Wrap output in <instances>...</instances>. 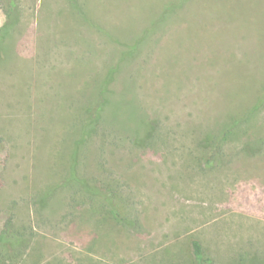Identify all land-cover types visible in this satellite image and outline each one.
<instances>
[{
    "label": "rangeland",
    "instance_id": "rangeland-1",
    "mask_svg": "<svg viewBox=\"0 0 264 264\" xmlns=\"http://www.w3.org/2000/svg\"><path fill=\"white\" fill-rule=\"evenodd\" d=\"M14 10L0 236L25 244L7 264H198L194 238L212 264L264 256V0H0V27Z\"/></svg>",
    "mask_w": 264,
    "mask_h": 264
},
{
    "label": "trees",
    "instance_id": "trees-1",
    "mask_svg": "<svg viewBox=\"0 0 264 264\" xmlns=\"http://www.w3.org/2000/svg\"><path fill=\"white\" fill-rule=\"evenodd\" d=\"M19 19L20 18H19L18 11L14 10L8 15V18L6 22L4 23V25L0 27V51L6 48L5 47L6 38H8V35H10L11 29L14 28V26H16L17 24H19ZM105 105H107L106 102H100L97 105L96 110H94L95 113L93 114L95 116L101 114ZM93 114L92 113L90 114L89 120H93V116H92ZM90 123L91 122L89 121L88 123H86V125H84L83 136L87 135V132H88L87 128L89 127ZM146 123H148V128H147L148 131L146 134H144V139H142L141 143H144L146 140L151 138L153 130L155 128L154 120L148 116L146 117ZM215 138H216L215 134L211 133L206 138L205 136H203V138L200 139V143L207 147H210L212 143H214ZM83 143H84L83 140L79 141L80 145H82ZM248 149L250 152L254 151L255 146L250 144ZM215 156L216 155L214 151L211 150L207 158L208 162H212ZM70 173H69V177L67 180L69 183H72L74 186H79L80 188L86 190L90 194L94 192L89 182H87V180H85L84 178L79 177V174L77 172L75 165H73L72 168L70 169ZM48 195H50V193H46L45 196L38 198L36 200L37 202L36 204L40 206L41 208L49 207L48 199H47ZM23 244L25 243H23V239L21 235L11 231V229L9 231H4V233H2L0 236V264H7L5 261L6 258L13 261L16 255H20L19 247L20 245H23ZM192 248H193L195 259L198 264H212L209 259L204 257L203 246L197 238H194L192 240ZM236 264H264V256L259 257L258 255H252L246 260H238Z\"/></svg>",
    "mask_w": 264,
    "mask_h": 264
}]
</instances>
